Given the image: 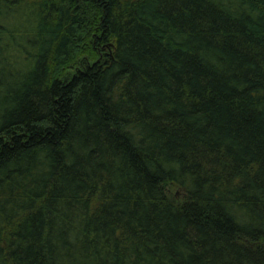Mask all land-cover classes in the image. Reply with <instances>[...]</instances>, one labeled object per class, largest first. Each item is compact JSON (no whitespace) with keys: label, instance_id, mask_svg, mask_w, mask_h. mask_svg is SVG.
<instances>
[{"label":"trees","instance_id":"1","mask_svg":"<svg viewBox=\"0 0 264 264\" xmlns=\"http://www.w3.org/2000/svg\"><path fill=\"white\" fill-rule=\"evenodd\" d=\"M0 264H264V0H0Z\"/></svg>","mask_w":264,"mask_h":264}]
</instances>
